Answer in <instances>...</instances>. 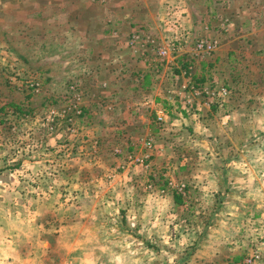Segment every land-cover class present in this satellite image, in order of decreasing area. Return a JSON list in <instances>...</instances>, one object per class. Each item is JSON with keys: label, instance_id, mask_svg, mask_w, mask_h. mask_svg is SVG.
<instances>
[{"label": "rangeland", "instance_id": "1", "mask_svg": "<svg viewBox=\"0 0 264 264\" xmlns=\"http://www.w3.org/2000/svg\"><path fill=\"white\" fill-rule=\"evenodd\" d=\"M0 264H264V0H0Z\"/></svg>", "mask_w": 264, "mask_h": 264}, {"label": "built area", "instance_id": "2", "mask_svg": "<svg viewBox=\"0 0 264 264\" xmlns=\"http://www.w3.org/2000/svg\"><path fill=\"white\" fill-rule=\"evenodd\" d=\"M169 30L176 35V41L178 44H182L185 41V37H187V32L182 29V23H181V18H175L172 23H168ZM217 44V41H208V40H199L197 47L200 50H212L215 48ZM221 95H227L228 91L227 89L223 88L221 90ZM162 119V117H159ZM260 255H257L256 258H260Z\"/></svg>", "mask_w": 264, "mask_h": 264}, {"label": "trees", "instance_id": "3", "mask_svg": "<svg viewBox=\"0 0 264 264\" xmlns=\"http://www.w3.org/2000/svg\"><path fill=\"white\" fill-rule=\"evenodd\" d=\"M182 198H183V196H181V195L176 196V202L177 203H182L183 202Z\"/></svg>", "mask_w": 264, "mask_h": 264}]
</instances>
